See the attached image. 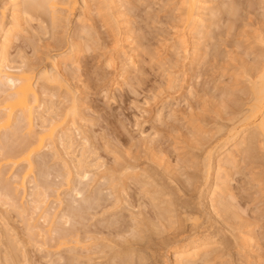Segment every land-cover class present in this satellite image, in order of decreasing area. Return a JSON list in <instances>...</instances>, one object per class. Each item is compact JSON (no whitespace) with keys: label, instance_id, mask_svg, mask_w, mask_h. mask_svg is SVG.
<instances>
[{"label":"rangeland","instance_id":"374dc122","mask_svg":"<svg viewBox=\"0 0 264 264\" xmlns=\"http://www.w3.org/2000/svg\"><path fill=\"white\" fill-rule=\"evenodd\" d=\"M57 1L54 10L36 18L29 12L26 16L30 4L20 1L24 23L8 46L9 67L31 65L39 74L51 70L52 58L61 56L63 89L39 80L40 109L47 122L50 117L63 121L75 95L80 114L68 115L63 125L74 124L75 129L69 126L74 140L69 158H84L81 163L89 177L80 182L81 168L78 177L71 169L72 176L66 178L62 162L69 158L57 135L51 151L33 157L34 171L20 187L27 164L14 165L3 157L27 137L17 114L7 128L13 137L6 129L0 133L7 147L0 152V264H173L176 248L193 236L210 238L214 247L192 264H264L263 138L258 139L256 131L246 132L247 139L255 135L253 151L247 158L240 154L220 175L215 174V154L209 168L205 160L207 151L212 154L223 145L226 131L248 110L251 81L259 83L255 80L264 65V45L258 40L264 38V0H205L207 15L201 12L195 30V39L202 41L200 57L190 53L193 36L187 37L185 48L177 43L185 29L180 19L183 0H114L111 8L98 7L99 0H74V7L66 4L70 0ZM6 6L7 0H0L3 29L12 23ZM70 45L75 50L71 55ZM63 55L74 58L75 64L65 68ZM34 123L36 131L40 124ZM219 176L225 185L218 183ZM216 188L222 191L225 209L220 204L210 207ZM35 200L38 209L32 211Z\"/></svg>","mask_w":264,"mask_h":264},{"label":"bare ground","instance_id":"6f19581e","mask_svg":"<svg viewBox=\"0 0 264 264\" xmlns=\"http://www.w3.org/2000/svg\"><path fill=\"white\" fill-rule=\"evenodd\" d=\"M20 1L21 0H7V5L9 6V9L11 10V21H12V23H11V25L9 26V27H7V28H4L3 29V27L1 28V19H0V95H2V96H0V133H1V131H5V129L6 130H8L7 128H9V126L11 125V123L13 122V120H14V118H15V116L18 114L19 115V117H18V119H17V117H16V120H19V122L24 126V129L26 130V138L25 139H23V137H25V136H23L22 137V139H20V140H22L21 142H20V145H19V147H17V148H15V149H13V151H11V152H9V150L5 153V155H3V157H6V158H4V159H8L7 161H8V163H9V161L11 162V161H13V164L14 165H19L20 163H26L27 165H26V174H24L25 176H23V178H22V181H20V183L18 184V185H20V187H23L24 186V184H25V180H26V176L27 177H29V174L31 175V173H32V170H33V160H34V156L35 155H37V154H39L40 152H42V150H48L49 148H51L50 146H53L54 144H55V142H54V140H55V138L57 137V135H58V141H60L59 142V144H60V148H62V150H63V152L65 153V157H66V159H67V157L69 158L70 157V149L73 147V139H71V137H70V134H69V132L71 131V128H73L74 126V124L72 123L71 125H69V123H68V125L69 126H71V128L69 127V126H64L63 124V122H65L64 121V119L66 118L67 119V117H68V115L70 116V118L73 116V115H75L77 112H78V110H77V104H76V102H74L75 100H73L75 97V95H72L73 93L71 92V93H69L70 95H72L71 97L70 96H68L67 94H68V92H69V90H68V92H66L65 94L68 96V98L70 97V98H73L72 99V104H67L68 106L67 107H69V108H66L65 109V111L67 110V112H66V116L64 115V113H63V115H61V116H65L64 118L63 117H60V118H63V121H62V119L59 121V122H56V121H58V119L56 118H51L50 117V120H49V118H48V122L45 120V119H47L46 117L44 118L43 117V115H42V113L44 112L43 110V108H44V106L43 107H41L42 105L39 103V99H38V91L36 90V86H37V83H38V81L39 80H41V81H45V82H47L46 84L48 85V84H51V85H54L55 86V84L56 85H58V86H56V87H58V89L60 90L62 87H61V83H60V79H59V73H60V70H62V69H60V64H61V60L59 59L60 57H56V58H52L53 60H52V64H51V67H52V69L51 70H48V71H43L42 70V72H40L39 74H35L34 72H35V66L33 67V66H31V65H29V67H28V69H26V66L22 69H18L17 68V70H13V68H10L9 67V56H8V53L9 52H7L8 50V46L10 45V42H11V40L13 39V37L15 36V34H17V32H19V28L21 27L22 28V24H21V22H22V20H24V18L23 19H21V17H20V15L19 14H21V13H24L23 12V10H22V12H21V10H20V8L22 7L20 4ZM25 1V0H24ZM65 1H67V0H65ZM64 1V2H65ZM97 1V0H96ZM96 1L94 2V3H96ZM56 2H58L57 0H26V4L28 3V4H30V6H29V8L28 9H26L25 10V13L27 14L28 12V14H31L32 16H35V18L36 17H39V16H41V14H43V16H44V13L45 14H47L48 13V11L49 10H54L55 8H56ZM60 2V1H59ZM72 2V3H71ZM100 2V0L97 2L98 3V7H99V5H108V7L109 8H111V6H113L114 7V5H112V4H114L115 2H114V0H101V2ZM208 2V1H207ZM205 0H183V3H182V14H181V16H180V19L181 20H183V24H182V26L184 25L185 26V29L183 30L184 32L180 35V36H178V38H177V43L178 44H180V45H182V47L183 48H185L186 46H184V45H186L187 44V42L189 41L188 39H187V37H191V36H193L192 38H194V39H192L191 40V44H192V46L190 47L191 48V52L190 53H192L191 55H193L192 57H200V55H198L199 53H200V49H202V48H200L201 47V45H200V42H202L201 40L199 41V39H195V37H197L196 35H195V30H196V28H197V26H198V23H199V21H200V16H201V12H203V8H204V6H205V4L207 3ZM61 3V2H60ZM69 3H71L70 4V6L72 5H74V3H75V1L74 0H70V1H68V2H66V4H69ZM83 3H84V5H85V8H86V10L87 9H89L90 7H89V5L87 4V2H85V1H83ZM93 3V4H94ZM102 3V4H101ZM76 4V3H75ZM118 4V3H117ZM116 4V5H117ZM59 5V4H58ZM57 5V6H58ZM83 5V6H84ZM115 5V6H116ZM8 6H6V7H8ZM21 6V7H20ZM93 6V5H92ZM96 6V5H95ZM119 6V5H118ZM26 7V6H25ZM25 7L24 8H22V9H25ZM74 7V6H73ZM107 7V6H106ZM105 7V8H106ZM84 8V7H83ZM95 8V7H94ZM119 8V7H118ZM206 8V7H205ZM8 9V8H7ZM115 9V8H114ZM207 9V8H206ZM205 9V10H206ZM70 10H72V8L70 9ZM113 10V9H112ZM120 10V8L118 9V11ZM211 10V9H210ZM7 11V10H6ZM118 11H117V13H118ZM214 11V10H213ZM100 12V11H99ZM114 12H116V10L114 11ZM206 12V11H205ZM205 12H203V13H205ZM4 12H2V14H3ZM52 13V12H51ZM117 13H115V14H117ZM181 13V12H180ZM216 13H217V11H216ZM28 14L26 15V16H28ZM50 14V13H49ZM54 14V13H53ZM53 14H51V16L53 15ZM4 15V14H3ZM22 15V14H21ZM30 15V16H31ZM55 15V14H54ZM53 15V16H54ZM119 15V14H118ZM117 15V16H118ZM121 15V14H120ZM206 15H207V12H206ZM208 15H209V13H208ZM210 15H213V14H210ZM2 16V15H1ZM50 16V17H51ZM116 16V17H117ZM124 16V15H123ZM203 16V15H202ZM205 16V15H204ZM2 17H4V16H2ZM24 17V16H23ZM112 17V16H111ZM122 17V16H121ZM211 17V16H210ZM31 18V17H30ZM58 18V17H57ZM82 18V17H81ZM113 18H114V16H113ZM118 18V17H117ZM120 18V17H119ZM118 18V19H119ZM123 18V17H122ZM125 18V17H124ZM208 18H209V16H208ZM216 18V17H215ZM33 19V18H32ZM38 19V18H37ZM56 19V18H55ZM55 19H53V20H55ZM116 19V18H115ZM117 19V20H118ZM3 20V19H2ZM41 19H39L38 21H40ZM56 20H58V19H56ZM126 20V19H125ZM204 20V19H203ZM26 21V20H25ZM81 23H83V20L82 19H80L79 20ZM212 21V20H211ZM53 22H55V21H53ZM79 22V23H80ZM125 22V21H124ZM128 22V21H127ZM182 22V21H181ZM204 22V21H203ZM207 22V21H206ZM22 23H24V22H22ZM126 23V22H125ZM118 25H120V23H118ZM117 25V26H118ZM200 25V24H199ZM122 26V25H121ZM121 26H119V27H121ZM126 26V25H125ZM82 27V26H81ZM123 27V26H122ZM125 28V27H124ZM206 28V27H205ZM120 29V28H119ZM122 29V28H121ZM127 29V28H126ZM22 30V29H21ZM79 30V29H78ZM82 30V29H81ZM128 30V29H127ZM126 30V31H127ZM125 31V33H127ZM201 31V30H200ZM122 32V31H121ZM198 33V32H197ZM129 34V32L127 33V35ZM204 34V33H203ZM202 34V35H203ZM126 36V35H125ZM129 36V35H128ZM262 37V39L260 38V39H258V40H260L259 41V43H263V45H264V38H263V35H261ZM189 37V38H190ZM199 37V36H198ZM204 37V36H203ZM17 38V37H16ZM202 38V37H201ZM125 39H127V38H125ZM128 40V39H127ZM127 40H125V41H127ZM71 43V42H70ZM75 43V42H74ZM189 43H190V41H189ZM262 43H261V45H262ZM75 45V44H74ZM262 45V46H263ZM77 45H75L74 47H76ZM86 46V45H85ZM74 47L72 46L71 47V45H70V49H72V50H69V53H70V55H71V52L74 50ZM79 47H80V45H79ZM188 47V46H187ZM130 49V52H131V49H132V51H134L133 50V48H129ZM82 50H85V48L84 49H82ZM71 51V52H70ZM75 51V50H74ZM78 52V51H77ZM264 52V51H263ZM262 52V53H263ZM66 53V52H65ZM64 53V54H65ZM134 53V52H133ZM63 54V53H62ZM76 54V53H75ZM189 55V54H188ZM62 57H64V55L62 56ZM68 57H70V56H68ZM68 57H64V59L62 58V62L64 61V63H65V65L68 63V65L70 64V65H72V64H75L74 62L76 61L73 57V59L72 60H74V61H72L71 60V58H68ZM129 57V56H128ZM261 57H263V55L261 56ZM264 58V57H263ZM263 58H261V61L263 62L264 60H263ZM127 59V58H126ZM133 57L131 58H129L127 61H129V65L130 66H132V64H133ZM197 59V58H196ZM260 61V62H261ZM257 63H259V62H257ZM264 63V62H263ZM69 65V66H70ZM125 65H127L126 63H125ZM129 65H127V66H129ZM259 65H261L260 63H259ZM262 67H261V71H257L258 72V74H260L259 75V77H258V75H257V77L258 78H256V80L255 81H259V83H257V84H253L254 83V81H251V82H253V83H251L250 85H251V89H249L250 90V92L252 91V95H251V98H252V101H251V99H250V101L252 102V104L250 103V101H248V104L250 105H248V110L246 111V112H244V113H242L243 115H241L242 116V118H241V120L237 123V124H235V125H233V126H230L231 127V129L229 128V131L227 130L226 132H227V136H226V138L224 137V141H223V145L221 144L220 145V147L214 152H212V150H211V152H212V154L211 153H209L208 151H207V155H206V158H205V160H206V166L209 168V166L212 164L211 163V161H212V156L215 154V156H216V159H215V166H216V176L217 175H220V171H221V169H224V167L227 169V168H231L235 163H237L236 162V160L237 159H239V156H240V154L241 155H245V157L247 156V154H250V152L251 151H253V150H251V147H250V145L252 146V143H254V141H256L255 140V135H259L258 137H260V138H258V139H261V137L263 138V140H264V65H261ZM31 67V68H30ZM65 68L67 67V65L66 66H64ZM259 67V66H258ZM20 68V67H19ZM72 68V67H71ZM129 69V68H128ZM68 70V69H67ZM63 71V70H62ZM68 72H70V71H68ZM123 72V71H122ZM124 72H128V71H124ZM123 72V73H124ZM63 73V72H62ZM256 73V72H255ZM64 75V74H63ZM121 75V74H120ZM122 76V78H124V76H123V74L121 75ZM120 76V77H121ZM127 79V78H126ZM121 80V79H120ZM122 80H124V79H122ZM257 81V82H258ZM44 82V83H45ZM62 82V81H61ZM121 82V81H120ZM123 82V81H122ZM126 82H128V81H126ZM126 82H124V83H126ZM39 83H40V81H39ZM42 83V82H41ZM250 83V82H249ZM253 84V85H252ZM42 85V84H41ZM46 85V86H47ZM59 85H60V87L61 88H59ZM127 85H128V83H127ZM250 85H249V88H250ZM50 86V85H49ZM64 86V85H63ZM65 87V86H64ZM69 87V86H68ZM52 88V87H51ZM44 89V88H43ZM63 89V88H62ZM52 90V89H51ZM54 90H55V88H54ZM65 91H66V89H64ZM71 90V89H70ZM40 91V90H39ZM44 91H46V90H44ZM53 91V90H52ZM49 92V91H48ZM42 93H44V92H42ZM41 93V94H42ZM47 93V92H46ZM63 93V92H62ZM77 94V93H76ZM107 94V93H106ZM105 94V95H106ZM43 95H46V94H43ZM48 95V94H47ZM51 95V94H50ZM40 97H42L41 95H40ZM107 97V96H106ZM69 98V99H70ZM77 98V97H76ZM67 99V98H66ZM68 99V100H69ZM113 99V98H112ZM41 100H42V98H41ZM67 100V101H68ZM77 100V99H76ZM80 100V99H79ZM43 102V101H42ZM70 102V103H71ZM79 102V101H78ZM46 103V102H45ZM44 103V104H45ZM80 104V103H79ZM48 107V106H47ZM46 107V108H47ZM80 107V106H79ZM37 108H39L38 110H41L40 108H42L43 110H41V111H38L37 110ZM45 108V109H46ZM49 108V107H48ZM37 110V111H36ZM47 110V109H46ZM51 110V109H50ZM48 111V110H47ZM243 112V111H242ZM44 114H49V112L48 113H44ZM51 114V113H50ZM78 114H80L79 112H78ZM78 114H76V115H78ZM45 115V116H46ZM72 115V116H71ZM49 116V115H48ZM54 116V115H53ZM81 116V115H80ZM58 117V116H57ZM76 117H78V116H76ZM76 117H74V118H76ZM43 118H44V120H43ZM73 118V117H72ZM239 118V119H240ZM34 119H35V121L37 120V122H39V124H40V126H39V128L38 129H36V131L33 129L34 127H33V125L34 126H36L35 125V123L33 124V122H34ZM52 119H54L53 121H52ZM65 119V120H66ZM16 120H14L15 122H16ZM70 120H72V119H70ZM74 120V119H73ZM67 121V120H66ZM81 121V120H80ZM18 122V121H17ZM18 122V123H19ZM74 122V121H73ZM237 122V121H236ZM235 122V123H236ZM18 123H17V125H18ZM20 123H19V125H20ZM44 123H46L45 125H44ZM36 124H38V123H36ZM38 124V125H39ZM16 125V124H15ZM60 125H62V127L60 126ZM66 125H67V123H66ZM73 126V127H72ZM38 127V126H37ZM77 127V126H76ZM16 128V127H15ZM18 128V127H17ZM16 128V129H17ZM79 128V127H78ZM15 129V130H16ZM74 129H75V127H74ZM80 129L81 128H79V131H80ZM253 131H252V130ZM11 130V129H10ZM19 130V129H18ZM76 130H77V128H76ZM75 130V131H76ZM250 130V131H249ZM17 131V130H16ZM74 131V132H75ZM83 131V130H82ZM81 131V132H82ZM254 131H256V133H255V135L254 134H252V137H249L250 139H247V137H245V133L246 132H254ZM7 132H9V133H7V134H10L11 136H12V133L8 130ZM18 132V131H17ZM20 132V131H19ZM78 132V131H77ZM257 132L259 133V134H257ZM6 133V132H5ZM16 133V132H15ZM14 133V136L16 137V134ZM251 134H249L250 136H251ZM23 135V134H22ZM225 135H226V133H225ZM254 135V136H253ZM3 136H4V134H3ZM2 136V137H3ZM5 136H7L6 134H5ZM13 137V136H12ZM86 137V136H85ZM8 138V137H7ZM7 138H5L6 140H8ZM10 138V137H9ZM16 139V138H15ZM83 139V138H82ZM90 139V138H89ZM225 139L227 140L226 142H225ZM257 139V138H256ZM73 140V141H72ZM263 140H262V142H263ZM56 141V140H55ZM76 141V140H75ZM84 141H85V139H84ZM258 141V140H257ZM261 141V140H260ZM259 141V142H260ZM7 142V145H8V141H6ZM9 142H11V141H9ZM51 142H54V144L53 143H51ZM89 142V141H88ZM1 144H0V152L1 153H3V151L5 152V149L7 148L6 147V144H5V141L3 142V145H2V139H1V142H0ZM19 143V142H18ZM57 143V142H56ZM84 143V142H83ZM82 143V141H81V143L80 144H83ZM261 143V142H260ZM50 144H53V145H50ZM85 144V143H84ZM257 144V143H256ZM10 146H11V144H9ZM9 145H8V147H9ZM76 144H74V146H75ZM85 145H87V141H86V144ZM17 146V145H16ZM15 146V147H16ZM53 147H55V146H53ZM84 147V146H83ZM82 147V148H83ZM254 147V146H253ZM253 147H252V149H253ZM11 149L12 148H14L13 146L12 147H10ZM86 148V147H85ZM216 148H217V146H216ZM81 149V148H80ZM215 149V148H214ZM50 151H51V149H49ZM52 150H53V148H52ZM73 150V149H72ZM56 151V150H55ZM70 151V152H69ZM44 152H46V151H44ZM49 152V151H48ZM56 152H58L59 153V151L57 150ZM84 152V151H83ZM1 153H0V155H1ZM58 153H56V154H58ZM70 153V154H69ZM75 153V152H74ZM73 153V154H74ZM81 153V152H80ZM4 154V153H3ZM83 156H84V154H85V152H84V154L83 153H81ZM64 155V154H63ZM56 156V155H55ZM54 156V157H55ZM79 156H80V154H79ZM86 156H87V154H86ZM89 156V155H88ZM214 156V157H215ZM63 157V156H62ZM78 157V156H77ZM81 157V156H80ZM80 157H79V160H83L82 158L80 159ZM90 157V156H89ZM56 158H58V156L56 157ZM74 158V157H73ZM247 158V157H246ZM60 159H62V158H60ZM76 159V158H75ZM78 159V158H77ZM87 159V158H86ZM63 160V159H62ZM69 160V161H68ZM85 160V159H84ZM204 160V161H205ZM60 161V160H59ZM81 161H74V160H72L71 158H69V159H67V160H63V162H62V164H64L65 165V168H67L66 170L68 171V176H66V178L68 177H70V175L72 174L71 173V171H73V170H75V171H77V172H75V171H73L74 173H76V174H74V175H77L76 177H78V175H80V172L82 171V169H83V164L81 163ZM87 161V160H86ZM89 161V160H88ZM91 161V160H90ZM84 162V161H83ZM12 163V162H11ZM43 163V162H42ZM94 163V162H93ZM61 164V165H62ZM205 164V163H204ZM36 165H38V164H36ZM86 165H88V164H86ZM90 165V164H89ZM94 165V164H93ZM40 167H42V166H40ZM88 167H90V166H88ZM92 167V166H91ZM168 167V166H167ZM206 167V168H207ZM212 167V166H211ZM63 168H64V166H63ZM82 168V169H81ZM93 168V167H92ZM96 168V167H95ZM126 168V167H125ZM131 168V167H130ZM204 168H205V166H204ZM42 169V168H41ZM71 169H73V170H71ZM81 169V171L79 172V174H77L78 173V170H80ZM85 169H86V167H85ZM91 169V168H90ZM127 169V168H126ZM136 169V168H135ZM166 169H168V168H166ZM165 169V170H166ZM64 170V169H63ZM84 170V169H83ZM128 170V169H127ZM129 170H131V169H129ZM128 170V171H129ZM137 170V169H136ZM170 170V169H169ZM168 170V171H169ZM207 170V169H206ZM209 170V169H208ZM225 170V169H224ZM231 170V169H230ZM34 171V170H33ZM87 171V170H86ZM127 171V172H128ZM132 171H135L134 169L132 170ZM131 171V172H132ZM138 171V170H137ZM137 171H135V172H137ZM212 171V170H211ZM210 171V172H211ZM227 171H228V169H227ZM43 172V171H42ZM88 172H89V170H88ZM139 172V171H138ZM207 173H209L208 171H206ZM223 172V171H222ZM64 173V172H63ZM71 173V174H70ZM134 173V172H133ZM1 174V173H0ZM125 175V174H124ZM127 175H128V173H127ZM126 175V176H127ZM130 175V174H129ZM128 175V176H129ZM135 175V174H134ZM137 175V174H136ZM139 175V174H138ZM205 175V174H204ZM209 174H207V176H208ZM212 175V174H211ZM225 175V174H224ZM44 176V175H43ZM72 176V175H71ZM215 176V175H214ZM46 176H44V178H45ZM87 177H89L88 176V174L85 172V170L83 171V174H81L78 178H79V180H80V182L82 183L83 182V180L85 179V178H87ZM122 177V176H121ZM130 177H132V174L130 175ZM134 177V176H133ZM137 177V176H136ZM220 177V176H219ZM226 177V176H225ZM225 177H223L224 178V180H225ZM38 178H39V176H38ZM77 178V179H78ZM124 178V177H123ZM128 178V177H127ZM217 178V177H216ZM3 179V178H2ZM113 179V178H112ZM227 179V178H226ZM40 180V179H39ZM76 180V179H75ZM87 181H89L88 179H86ZM205 180H207V178L205 179ZM218 180H219V182L218 183H222V181L223 180H221V177H220V179L218 178ZM36 180L34 179V182H35ZM67 181H70V180H67ZM72 181V180H71ZM70 181V182H71ZM85 181V180H84ZM111 181V180H110ZM37 182V181H36ZM75 182V181H74ZM225 182V181H224ZM3 183V182H2ZM5 183V182H4ZM3 183V184H4ZM73 183V182H72ZM85 183V185H86V182H84ZM218 183H217V185H218ZM69 184V183H68ZM74 184V183H73ZM88 184V183H87ZM143 184V183H142ZM223 184V183H222ZM79 185V184H78ZM84 185V184H83ZM220 185V184H219ZM218 185V186H219ZM223 185H225V184H223ZM81 186V185H80ZM87 186V185H86ZM207 186V185H206ZM211 186V185H210ZM214 186H215V184H214ZM3 186H1V188H2ZM41 186H39V188H37V190H41V188H40ZM216 187V186H215ZM225 187V186H224ZM6 188V187H5ZM15 188V187H14ZM85 188V187H84ZM214 188V187H213ZM219 188H220V186H219ZM219 188H216L217 190H214L212 193H211V197L212 198H210V200L211 201H209V202H211V206L210 207H212V208H216L217 206H218V204H220L221 206H223L220 202H221V199H222V191H221V194H219ZM222 188V187H221ZM10 189H11V187H10ZM43 189V188H42ZM45 189H46V187H45ZM76 189V188H75ZM8 190V189H7ZM39 190V191H40ZM73 190V189H72ZM84 190V189H83ZM225 190V189H224ZM13 191V190H12ZM36 191V189H34V192ZM76 191V193H77V195L79 196V193H78V191H80V190H75ZM207 191V190H206ZM74 192V191H73ZM83 192V191H82ZM157 192V191H156ZM209 192V191H208ZM223 192H226V191H223ZM36 193V192H35ZM35 193H33V195L32 196H34V194ZM37 193H38V191H37ZM36 193V194H37ZM75 193V192H74ZM75 193V194H76ZM81 193V192H80ZM121 193V192H120ZM100 194V193H99ZM102 194V193H101ZM101 194H100V196H101ZM152 194V193H151ZM45 195V194H44ZM76 195V196H77ZM154 195H155V193H154ZM219 197H218V196ZM225 195V194H224ZM6 196V195H5ZM35 196H39V195H35ZM93 196V195H92ZM156 196V195H155ZM7 197H8V195H7ZM80 197V196H79ZM81 197L82 198H84L82 195H81ZM97 197H98V194H97ZM152 197V196H151ZM216 197H218L217 199H216ZM82 198H79V199H82ZM101 198V197H100ZM117 198H121L120 197V195H119V197H117ZM35 199V198H34ZM95 199V198H94ZM97 199V198H96ZM102 199H103V196H102ZM101 199V200H102ZM158 199V198H157ZM225 199H227V197L225 198ZM8 200V199H7ZM10 200H12L11 198H10ZM159 200V199H158ZM224 200V199H223ZM33 201V200H32ZM31 201V202H32ZM75 201V200H74ZM80 201H83V200H80ZM100 201V200H99ZM103 201V200H102ZM101 201V202H102ZM119 201H120V199H119ZM160 201V200H159ZM35 202H36V200H35ZM85 202V201H84ZM162 202V201H161ZM75 203V202H74ZM92 203H94V202H92ZM98 203V202H97ZM170 203H171V201H170ZM223 203V202H222ZM224 203L226 204L227 203V201H224ZM32 204H33V208H32V211H33V209L36 211L37 209H38V207H37V205H36V207H35V204H37V202L36 203H33L32 202ZM87 204V203H86ZM91 204V203H90ZM172 205V204H171ZM228 205V204H227ZM231 205V204H230ZM164 206H165V204H164ZM69 207H71V206H69ZM87 207H88V205H87ZM91 207V206H90ZM160 207V206H159ZM166 207V206H165ZM224 207V209H225V206H223ZM231 207V208H230ZM229 208L230 209H233L232 208V206H230ZM31 208V207H30ZM169 208H171V207H169ZM220 208V207H219ZM68 209H71V208H68ZM91 209V208H90ZM163 209H165V208H163ZM30 210V209H29ZM75 210V209H74ZM86 210V209H85ZM157 210V209H156ZM220 210H223V209H220ZM31 211V212H32ZM70 211V210H69ZM79 211V210H78ZM78 211H75V212H78ZM81 211V210H80ZM79 211V212H80ZM167 211V210H166ZM215 211V210H214ZM226 211H228V207H227V210ZM22 212V211H21ZM162 212V211H161ZM167 212H169V211H167ZM216 212V211H215ZM220 212V211H219ZM229 212L230 213H232L233 212V210H232V212H231V210H229ZM25 213V212H24ZM217 213H218V211H217ZM222 213V212H221ZM227 213V212H226ZM225 213V214H226ZM229 213V214H230ZM33 214V213H32ZM70 214V213H69ZM78 215H79V213H77ZM45 215L46 214H44V217H45ZM48 215V214H47ZM47 215H46V217H47ZM65 215H66V213H65ZM73 215V214H72ZM166 215V214H165ZM49 216V215H48ZM63 216V215H62ZM62 216H61V218H62ZM231 216H232V214H231ZM234 216V215H233ZM237 216V215H236ZM43 217V218H44ZM63 217H67V216H63ZM160 217V216H159ZM167 217H168V214H167ZM228 217V216H227ZM68 218V217H67ZM72 218V217H71ZM78 218V217H77ZM76 218V219H77ZM225 218V217H224ZM232 218V217H231ZM48 219V218H47ZM64 219V218H63ZM69 219L70 218H68V219H66V220H68L69 221ZM234 219V218H233ZM236 219V218H235ZM50 221V220H49ZM234 221V220H233ZM77 222V221H76ZM67 223V222H66ZM140 223H141V221H140ZM229 223V222H228ZM146 226V225H145ZM155 226V225H154ZM148 228V227H147ZM153 228V227H152ZM155 228V227H154ZM60 231V230H59ZM145 231H147V230H145ZM144 232V231H143ZM142 232V233H143ZM154 232H156V230L154 231ZM141 233V232H140ZM57 234V233H56ZM65 234V233H64ZM196 235V234H195ZM199 235H200V233H199ZM191 236V235H190ZM67 237V236H66ZM140 237V236H139ZM208 236H206V238H207ZM205 238V237H204ZM203 238V236H202V238H200V237H198V236H193L191 239H190V237H189V239H190V241H189V243L187 242V243H185L186 245H183V246H179L178 248H176V250L174 251V253H173V256H172V258H173V260H172V263L173 264H192V263H194V262H198L199 261V259H201V257L202 256H204L209 250H211L210 249V247H211V245L213 244V242H212V240L210 239V241H209V239H204ZM62 239V238H61ZM60 239V240H61ZM184 239V238H183ZM59 240V241H60ZM63 240V239H62ZM65 240V239H64ZM67 240V239H66ZM142 240V239H141ZM143 240H145V239H143ZM184 241V240H183ZM214 242H215V240H214ZM61 243V242H60ZM183 243V244H184ZM126 244V243H125ZM138 244V243H137ZM61 245V244H60ZM128 246V245H127ZM213 246V245H212ZM130 247V246H129ZM174 247V246H173ZM214 247V246H213ZM131 248V247H130ZM125 249V248H124ZM8 250V249H7ZM115 250V249H114ZM116 250H118V249H116ZM9 251V250H8ZM113 251V250H112ZM111 251V252H112ZM130 251V250H129ZM134 251V250H133ZM115 252V251H114ZM118 252V251H117ZM120 252H121V250H120ZM138 252V251H137ZM9 253H10V251H9ZM116 253V252H115ZM128 253V252H127ZM114 254V253H113ZM132 254V253H131ZM138 254V253H137ZM170 254V253H169ZM134 255V254H133ZM138 255H140V254H138ZM9 256V255H8ZM117 256H118V254H117ZM120 256V255H119ZM137 256V255H136ZM133 257V256H132ZM12 258V257H11ZM115 258V257H114ZM169 258V257H168ZM210 258V257H209ZM119 259V258H118ZM140 259V258H139ZM9 260V259H8ZM11 261V260H10ZM9 261V262H10ZM110 261V260H109ZM130 261V260H129ZM170 261V260H169ZM11 263V262H10ZM15 263V262H14ZM132 263V262H131Z\"/></svg>","mask_w":264,"mask_h":264}]
</instances>
